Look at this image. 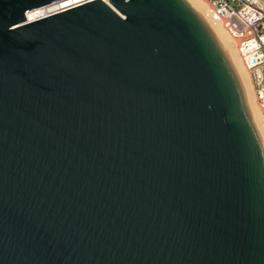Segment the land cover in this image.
Wrapping results in <instances>:
<instances>
[{
  "label": "water",
  "instance_id": "95a60500",
  "mask_svg": "<svg viewBox=\"0 0 264 264\" xmlns=\"http://www.w3.org/2000/svg\"><path fill=\"white\" fill-rule=\"evenodd\" d=\"M0 0V264H264V142L189 0Z\"/></svg>",
  "mask_w": 264,
  "mask_h": 264
},
{
  "label": "built area",
  "instance_id": "2783aa9c",
  "mask_svg": "<svg viewBox=\"0 0 264 264\" xmlns=\"http://www.w3.org/2000/svg\"><path fill=\"white\" fill-rule=\"evenodd\" d=\"M53 14L90 0H66L67 6L58 8ZM109 5L108 0H102ZM223 18L226 31L233 37L238 55L249 72L255 100L264 115V0H206Z\"/></svg>",
  "mask_w": 264,
  "mask_h": 264
},
{
  "label": "bare ground",
  "instance_id": "6f19581e",
  "mask_svg": "<svg viewBox=\"0 0 264 264\" xmlns=\"http://www.w3.org/2000/svg\"><path fill=\"white\" fill-rule=\"evenodd\" d=\"M192 5L200 12V14L204 17L219 42L223 46L230 60L232 61L236 72L240 78L242 83V87L244 90V94L246 97V101L248 104L249 111L252 115L254 123L261 135L262 142H264V115H262L261 109L258 107L254 89L252 86V82L250 79V75L244 64L242 63L233 37L226 31L223 24V18L218 15L215 9L206 1V0H189ZM70 2L66 0H62L58 2V8L67 6ZM55 5L53 3L43 5L40 7H36L27 11L26 19L27 20H35L37 18L43 17L47 15L50 11H52Z\"/></svg>",
  "mask_w": 264,
  "mask_h": 264
}]
</instances>
